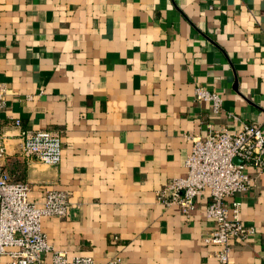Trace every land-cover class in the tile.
<instances>
[{
    "label": "crops",
    "instance_id": "obj_1",
    "mask_svg": "<svg viewBox=\"0 0 264 264\" xmlns=\"http://www.w3.org/2000/svg\"><path fill=\"white\" fill-rule=\"evenodd\" d=\"M0 90L7 152L21 128L60 133L58 164L8 166L30 201L67 192L68 214L40 221L54 250L99 264H218L203 242L207 192L185 216L157 190L184 176L188 135L264 131V0H0ZM248 172L249 189L225 204L239 201L254 232L230 264H264V170Z\"/></svg>",
    "mask_w": 264,
    "mask_h": 264
},
{
    "label": "built area",
    "instance_id": "obj_2",
    "mask_svg": "<svg viewBox=\"0 0 264 264\" xmlns=\"http://www.w3.org/2000/svg\"><path fill=\"white\" fill-rule=\"evenodd\" d=\"M195 93L199 99L215 104L219 101L216 94L203 88H196ZM4 106L0 90V113ZM13 124L20 128L19 119H14ZM18 136L15 152L9 153L5 143L9 136L0 131V255L7 257L3 264H99L89 256L66 258L64 252L52 248L41 229L42 217L63 218L68 214L71 204L67 192L46 190L40 201H30L28 183L16 179L8 170L13 157L25 162L58 164L62 151L60 133L21 128ZM187 137L191 148L184 159L185 174L164 182L157 190V200L166 207L176 206L188 216L196 200L207 192L204 211L214 221V227L203 242L213 246L211 255L218 264H230L232 245L250 236L254 228L241 221L240 202L233 200L227 206L225 199L249 189L254 178L248 167L264 170V131L259 125L243 123L238 131L222 128L208 130L204 138Z\"/></svg>",
    "mask_w": 264,
    "mask_h": 264
}]
</instances>
